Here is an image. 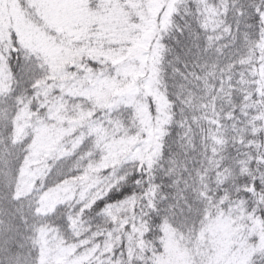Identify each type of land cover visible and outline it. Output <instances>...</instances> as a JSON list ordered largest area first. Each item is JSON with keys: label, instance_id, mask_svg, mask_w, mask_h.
Segmentation results:
<instances>
[{"label": "snow or ice", "instance_id": "6c2138e0", "mask_svg": "<svg viewBox=\"0 0 264 264\" xmlns=\"http://www.w3.org/2000/svg\"><path fill=\"white\" fill-rule=\"evenodd\" d=\"M0 264H264V0H0Z\"/></svg>", "mask_w": 264, "mask_h": 264}]
</instances>
